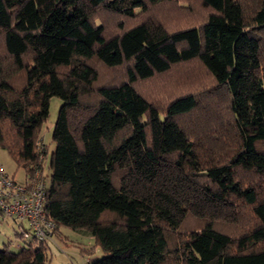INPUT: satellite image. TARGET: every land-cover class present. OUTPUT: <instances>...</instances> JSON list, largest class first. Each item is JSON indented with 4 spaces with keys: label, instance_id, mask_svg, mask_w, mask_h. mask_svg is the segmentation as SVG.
<instances>
[{
    "label": "trees",
    "instance_id": "1",
    "mask_svg": "<svg viewBox=\"0 0 264 264\" xmlns=\"http://www.w3.org/2000/svg\"><path fill=\"white\" fill-rule=\"evenodd\" d=\"M198 1L196 25L176 9L132 19L186 7L176 0H0V146L26 172L43 169L37 139L50 97L62 100L52 234L0 246V264H48L62 226L101 247L86 264H264V0ZM101 8L125 18L107 28ZM192 60L225 93L218 114L193 93L162 112L135 86ZM92 61L124 78L98 83ZM187 217L195 226L177 235Z\"/></svg>",
    "mask_w": 264,
    "mask_h": 264
},
{
    "label": "rangeland",
    "instance_id": "2",
    "mask_svg": "<svg viewBox=\"0 0 264 264\" xmlns=\"http://www.w3.org/2000/svg\"><path fill=\"white\" fill-rule=\"evenodd\" d=\"M176 2L178 4L182 3L186 7L182 10H178L174 7V4L168 3H166L167 5L165 4L161 7L151 6L148 8L149 10L147 12H139L132 19L138 21L145 18L148 14L164 18L169 11H174L176 9V11L183 12V19L185 17L187 19L191 17V24L194 23L198 25L202 22L201 18L206 10L199 7L200 3L198 0H176ZM96 16L98 17L97 21L104 24L107 28L108 26H115L119 20L125 18L124 16L110 13L108 10L102 8L95 13L94 17ZM92 62L94 63L95 68H97V72L99 74L98 83H116L124 78V67L109 68L100 62ZM214 85L215 83L210 75L205 72L204 68L197 60L174 65L165 73L156 74L149 79L138 80L135 84L139 92L145 95L162 112L172 98L185 93H193L197 97L201 109L208 110V112L215 111L218 114V112L221 111L226 104V97L223 89H215ZM61 101V98L58 96L50 97L48 115L46 120L41 125L40 136H38L37 139V148L39 150H41V148L46 150V155L43 157L42 174L45 176L47 181L50 174V153L54 148V142L51 139V132ZM225 111L226 109L222 112ZM0 163L9 174L14 176V179L19 182L24 181V169L17 166L14 158L5 148H2L1 146ZM193 222L192 217H187L181 227V231L176 234L180 236L189 234L188 232L195 226ZM60 231L61 236H56L54 234L52 238H49L46 242L48 264H86L88 259L96 260L103 256L101 247L97 246L94 238L85 231H75L66 226L60 227ZM10 235L13 237V232L10 231ZM91 247H93L92 254H86V251ZM10 249H14V246H10Z\"/></svg>",
    "mask_w": 264,
    "mask_h": 264
},
{
    "label": "built area",
    "instance_id": "3",
    "mask_svg": "<svg viewBox=\"0 0 264 264\" xmlns=\"http://www.w3.org/2000/svg\"><path fill=\"white\" fill-rule=\"evenodd\" d=\"M42 171H25L24 181L19 182L0 163V214L14 221L20 240H42L50 237L54 228L45 211L48 183Z\"/></svg>",
    "mask_w": 264,
    "mask_h": 264
},
{
    "label": "crops",
    "instance_id": "4",
    "mask_svg": "<svg viewBox=\"0 0 264 264\" xmlns=\"http://www.w3.org/2000/svg\"><path fill=\"white\" fill-rule=\"evenodd\" d=\"M10 231L13 232V237L10 235ZM22 243L23 240H20L16 236L14 221L12 219L5 218L0 214V246L8 245L10 248V246L12 247L13 245L14 249H17L22 246Z\"/></svg>",
    "mask_w": 264,
    "mask_h": 264
}]
</instances>
